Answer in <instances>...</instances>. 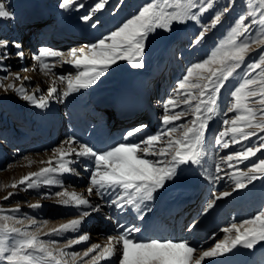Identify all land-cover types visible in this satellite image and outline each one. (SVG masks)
<instances>
[{
    "label": "snow or ice",
    "instance_id": "6c2138e0",
    "mask_svg": "<svg viewBox=\"0 0 264 264\" xmlns=\"http://www.w3.org/2000/svg\"><path fill=\"white\" fill-rule=\"evenodd\" d=\"M109 2L110 0H95L80 17L81 20L90 23L96 13L106 9ZM231 6H225L207 24H202L191 43L201 44ZM85 7L84 0H60L59 3L62 10L75 8L79 11ZM213 7L214 0H147L136 12L95 43L72 48L66 54L48 47L39 48L32 59L45 77H53L46 94L36 95L41 92L39 85L31 94L23 84L16 86L0 82V88L14 91L34 107L45 109L53 99L62 102L69 95L97 84L119 61H127L133 69L143 68L146 42L152 33L157 30L171 31L173 24H184L187 21L200 23L201 17ZM13 16L6 0H0V20H9ZM98 24L99 20H96L91 23V27L96 28ZM254 28L258 29L257 37L250 35ZM253 44L261 49L260 53L257 59L247 64L242 82L230 92L227 112L233 115L230 119L223 120L224 130L219 133L215 142L228 149L230 144H241L258 137V145L252 144L232 152L222 157L220 163L226 164L230 169L236 168L235 172L228 173L234 185L232 191L264 179V158L252 163L246 170L238 168V165L264 150V0H247L246 13L235 20L227 37L205 59L186 69L173 95L164 103V114L161 117L164 130L135 141L132 138L147 127L140 124L124 134V142L106 151L94 150L69 137L51 150L47 160L39 161L45 166L4 186L13 189L0 198L4 200L16 195L18 190L28 191L41 186L59 187L60 191L43 193L42 198L55 196L58 204L76 208L78 215L47 232H42V228L37 227L35 219L0 215V264H77V261L79 264H103L114 259H118V264H204L206 259L223 256L237 247L252 249L264 243V209L249 219L230 223L222 229L223 239L207 249L198 250L187 241L134 238V234L140 233L141 229L136 225L125 226L118 219L115 234L108 235L103 244L92 243L83 253L68 252L67 249L88 242L90 235L87 233L77 235L62 246L41 238L42 235L79 232L90 215L102 210L100 203L93 204V195L105 205L114 206L118 212L131 209L140 213L147 202L154 199V194L177 177L181 165H201L206 154V132L210 121L219 111L220 92L226 82L237 74V70L245 65L246 59L254 51ZM10 47L17 51L13 54L9 51ZM20 49L18 42L0 39V71L6 70L3 67L4 61L11 59L13 55L20 60L24 59V52ZM56 58L61 66L71 65L75 73L56 75L53 72L56 63H49ZM10 75L13 79H21L18 73ZM5 79L8 77H0V81ZM29 79L23 77V80ZM57 84L65 87L60 89ZM181 105L185 106V110L175 111ZM188 115L191 119L187 123L176 124ZM225 137L229 139L224 140ZM153 156L157 159L150 158ZM25 160L28 161V166L33 163L28 157ZM82 160L85 161L83 171L89 173L85 191H70L63 177H79L80 173L74 165ZM220 163L216 164V176L206 171L207 180L218 182L221 179L219 173L223 169ZM231 194L230 191L212 193L203 213L207 214L218 200ZM41 206L39 202L29 205L32 208ZM10 211L19 212V207ZM3 212L4 209H0V213ZM138 218L142 220L144 217L140 215ZM42 226L46 227L47 221H43ZM30 227L35 230L29 231ZM67 257L71 259H66Z\"/></svg>",
    "mask_w": 264,
    "mask_h": 264
},
{
    "label": "bare ground",
    "instance_id": "6f19581e",
    "mask_svg": "<svg viewBox=\"0 0 264 264\" xmlns=\"http://www.w3.org/2000/svg\"><path fill=\"white\" fill-rule=\"evenodd\" d=\"M18 1L19 0H9V2H7L8 6L12 8L14 16L12 19L8 20L9 22H6L7 20H2V26L9 40H14L21 45L20 50L24 52V59H19L18 62L21 65V70L16 71L12 68L8 73L7 80L9 81L8 83H13L16 86L23 84V86L27 88L31 83H34L35 88L39 85L40 89L47 90L53 77L51 75L45 77L39 71L38 65H36L33 59L29 58L26 60L25 55L31 57L37 54L35 51L38 52L39 48H51L52 45L58 47L67 46L70 48L73 46L72 43H74V48H80L84 45L91 44L97 37L94 28L91 27V23H95L96 18H101L103 12L107 11V9L96 13L94 19L90 23H85L80 17L86 13L85 11L89 7V2L92 0H84L86 7L79 11L75 8L69 11L62 10L54 2L55 0ZM113 1L114 0H110L109 4L111 5ZM118 19L120 20L121 18L118 17ZM102 22L106 23L105 20ZM156 40H152L153 45L151 50L157 52V57L159 58L153 65L148 62L150 57L147 58L145 56L144 67L140 69H133L128 63L124 65L125 69L121 68V70L113 66L107 78L98 81L97 84L85 90V92L82 90L84 92L83 95L77 100L78 103H76V106L73 107L74 109L72 112H74V121L72 125H68L66 132H68L69 135L66 137V140L69 137H73L78 143H85L94 150H98L101 147L110 148L120 142H124V134L131 128L140 124H144L147 127L144 131L132 138L135 141H139L140 138L142 139L148 135L154 128L157 129V131L164 130L161 117L164 113V103L167 100L165 102L161 101L160 95H162V91H165L167 86H169L179 74L181 54L175 59L173 57V52L175 50L184 52L185 49L181 35H178L177 42L165 43L161 48L158 47L159 42ZM24 42H27V45H24ZM12 51L14 54L17 49L12 48ZM13 57L15 56L13 55ZM13 57L8 60L9 64H14V62H12L15 61L12 60ZM49 63H54V61L50 60ZM25 69H27V71H25ZM170 72L172 73L171 75ZM10 73H18L21 79H13ZM23 77H29L30 79L23 80ZM154 79H156L155 85L157 86L158 93H156L158 95L155 93ZM111 84L112 86H110ZM59 85L60 84H57V87ZM107 90H109L108 93H106ZM12 92L14 91L10 90L7 96H4L6 98L4 102L9 104V98ZM92 95H95L97 100L94 106L89 107V99ZM65 113H63L62 118L61 113L56 112L55 114L54 112H50V119L53 121L51 137L55 136L57 125H61L64 131L63 124L65 118L68 117V114ZM64 114L66 117H64ZM91 119L96 122L97 128H100V131L105 134H99V136L93 138V134L89 133L87 127ZM49 121L51 122V120ZM28 122L27 126L29 131L27 135L22 136L24 138L16 136L17 134L15 133H11L5 135L4 139L0 141V150H3V146L10 145L6 140L12 138L13 143L20 139H25L23 142L19 141V144L22 143L20 144L21 147H18L19 149L13 150L17 152V154L14 153L15 161L13 162L18 169L21 167L18 166L19 164L23 165L24 169L28 167L38 169L45 166L41 165L39 161L47 160L51 155L44 154L49 151L44 153L40 152V150L44 149L43 147L47 145L45 138L47 140H52L51 137H48L47 133L48 131L50 132V125L47 126L48 124H45V122L34 119ZM3 130L4 129L0 128V133L3 134ZM66 140L61 138V142ZM257 142L258 137H253L249 141L238 144L237 149L240 150L243 147L257 144ZM232 149L234 148L232 147ZM19 150L26 151L27 153L24 154L23 157H20L18 154L20 153ZM208 151H210V149ZM25 157L33 161L31 166H28V161L25 160ZM260 158H264V150L258 152L257 155L252 157L249 161H245L243 164L238 165V168L246 170L252 163L258 162ZM83 164L84 161L82 160L80 163L74 165L76 171L80 173L79 177L75 175L65 176L67 181L69 180V182L77 185L76 188L79 192H83L82 190L85 191L84 184L87 179V173L83 171ZM220 166L223 171H227L228 173L231 170L226 164L220 163ZM203 181L202 184L195 187H191L183 182H181L180 185L179 183L178 185H170L172 188L169 187V189H167L168 192L164 201H162L163 203L146 215L137 213L131 209H125L123 213L117 210V212L112 215V207L105 205L102 200L93 195L91 197L93 204L100 203L102 205V210L90 215L79 232H67L52 236L42 235L41 238L54 241L57 245L62 246L77 235L87 233L90 235V240L88 242L77 244L67 249L68 252L83 253L92 243L99 242L103 244L108 235L115 234L117 228L116 220L118 219L119 222L125 226L136 225L140 227L142 225L141 232L134 234L135 238H138V236L146 238L156 235L157 237L168 235L170 238H177L184 235L188 243L195 246L198 250L207 249L218 242V240L223 239L224 234L222 235L220 232L230 223H233L232 221L235 220V223H239L243 221L242 218L249 219L255 215V212L259 210L258 208L260 206L264 209V179H259L248 184L242 189L244 190L243 194L241 193V189L232 191L234 187L232 181L225 179L216 183L217 187H221H219L220 191H215V193L230 191L232 194L218 200L216 205L207 214H204L203 208L206 206L207 201L202 205V193L209 184V181H207L205 177ZM250 191L256 192L254 201L252 202H250L245 195L246 192ZM259 202H261V205ZM40 204L42 206L39 208L21 205V208H19L20 211L15 217L17 219H25L26 217L35 219L37 221V227H41L42 232H47L49 229L78 215V210L73 207L61 205L51 208L47 207L45 203ZM26 210H29L33 214L26 213ZM251 211L252 213L250 215L249 212ZM140 215L144 217L142 220L138 218ZM194 215H196V218H193V224L189 225L191 227L187 228L185 231L187 221ZM43 221H47L46 227L42 226ZM220 221L226 224L218 226V222ZM28 230L34 231L35 229L30 227ZM219 234L222 235V237H218ZM66 259L70 260L71 258L67 257ZM77 264H79V261H77ZM103 264H118V259H114V261H105ZM204 264H264V243H260L252 249L237 247L232 252L226 253L223 256L206 259Z\"/></svg>",
    "mask_w": 264,
    "mask_h": 264
},
{
    "label": "rangeland",
    "instance_id": "374dc122",
    "mask_svg": "<svg viewBox=\"0 0 264 264\" xmlns=\"http://www.w3.org/2000/svg\"><path fill=\"white\" fill-rule=\"evenodd\" d=\"M7 2H9V0H6V3ZM54 2L59 7L60 0H55ZM94 2H95V0L90 1L89 7ZM146 2H147V0H114L111 3V5L108 4L109 7L107 5V7H108V8L106 7L107 11L103 12L102 17L96 18V20H99V25L96 28H94L97 37L94 39L95 41L93 40L92 43H95L98 39L103 38L105 35H107L111 30H113L116 26L121 24L122 21H124L126 18L131 16L134 12H136L139 9L140 6H142ZM229 4L232 5L230 7L229 12L224 14L221 22L217 25V27L214 28L213 30H211L207 34L205 40L201 44L193 45L191 43V41H192L193 37L196 34H198L199 30H201L202 24H207L209 22L210 18L212 16H214L217 11H222L223 8L225 6H228ZM8 7L12 10V8L10 6H8ZM70 10H72V9H70ZM65 11H69V10H65ZM87 11H88V9L85 12H87ZM246 11H247V0H214V7L212 9H210L209 12L205 13L201 17L200 23H197L195 21H187L184 24H173L171 31L166 32L163 30H157L155 33H152L150 35L149 39L146 42L147 47H146L145 56L147 58L150 57L148 62H150L152 65L159 58V57H157L158 56L157 52H154L153 50H151V47L153 45L152 42L154 40L157 39L156 41L159 42L158 47L161 48V47H163V45L165 43L168 44V43H172V42L173 43L177 42L178 35H181L182 39H183V43H184V49H185L184 52L179 51V50H175L173 52L174 53L173 57L175 59H177L179 57V54H181V57H180L181 66L179 69V74L176 76V79L174 81H172L169 86H167L165 91H162L163 93H162V95H160L161 101L165 102L166 100L169 99L170 96L173 95L174 90L176 89L178 82L183 78V75L185 74L186 69L189 66H191L192 64L200 62L203 59H205L211 53V51L227 37V34H228L230 28L234 25L235 20L241 14H245ZM118 17H120L121 19L119 20ZM102 19L105 20L106 23L102 22L103 21ZM16 20H17V18H16ZM6 22H9V21L7 20ZM4 30L5 29L2 26V20H0V39H8L9 40V37H7L5 35ZM257 34H258V29L254 28L253 32L250 35L252 37H257ZM72 44H73V46L70 48H74V43H72ZM72 44H70V45H72ZM147 44H149V45H147ZM24 45H27V42H24ZM252 47H253L254 51H252V53L246 59L245 65H243L241 67V69L237 70V74L226 82L224 88L220 92V95H219V111H218L217 115L214 116L213 119L210 121L208 130L206 132L205 145H204L206 154L202 160L201 165H191V164L181 165L178 168L177 177L174 180L169 181L163 189H161L159 192L154 194V199L150 202H147V206L140 212L141 214L146 215V214L152 212L157 206L162 204L163 203L162 201H164L166 194L168 192L167 189H169L170 185H172V184L178 185V183L180 185L181 182H183V183L188 184L191 187L199 186L200 184H202L204 182L203 179L205 177L204 174L206 171H210L213 176H216L217 175V173L215 172L216 164L221 162V158L226 156V155H229L232 152L238 151V149H237L238 144H236L234 146H232L230 144V147L228 149H224L220 145H217L215 141H216V138L219 135V133L224 130L223 120L226 118L230 119L233 115V113L227 112L228 103L231 99L230 92L232 90H234V88L236 86H238V84L240 82H242V79L245 76V72L247 71V67H246L247 64H249L253 60L257 59V57L260 53L261 49L257 48V46L255 44H253ZM70 48H68L67 46L66 47H58L56 45L51 46V49L56 50V51H60L63 53H65V52L67 53L70 50ZM9 51L13 53L12 48H10ZM35 53H38V52L35 51ZM25 57H26V60H28L29 58H32L33 56L30 57L29 55L28 56L25 55ZM8 60L4 61L3 67L6 70L0 71V77H5V76L7 77L8 73L11 71L12 68L16 71L21 70V65L18 63L19 62L18 58L13 57L12 60H15V61H12V62H14V64H9ZM57 60H58V58L53 59L54 63H56V67L53 69V72L56 75H61V74L67 75L69 73H73V74L75 73V69L71 65L63 64L61 66L57 62ZM15 62H17V63H15ZM126 63H127V61H119L114 66L121 70V68H124V65ZM110 71L111 70H109L107 72L108 74L106 73L103 77H101L100 80H104L105 78H107V76L110 75ZM171 74L172 73L170 72V75ZM0 82L7 85L9 81L7 79H5V80L0 81ZM153 83L155 86V93H156L157 92V86L155 85L156 79H154ZM110 86H112V84ZM64 87L65 86L62 84H60L58 86V88H60V89H63ZM158 87H159V85H158ZM90 88H88V89H90ZM34 89H35L34 83H31L29 85V87L26 88V90L30 94L33 92ZM82 90L85 92V90H87V89H82ZM82 90L69 95L67 98H64L62 100V102L59 99H53L49 103L47 108L41 110V109H38L36 107H33L32 104L21 99L14 92H12L10 94L9 104L4 102V100L6 99L4 96H7V93H9L10 90L5 91L3 88H0V128L4 129L3 134L0 133V141H2L4 139L5 135L11 134V133H15V134H17L16 136H18L20 138H24L22 136L27 135V133L29 131L27 124L29 123L28 121H30L31 119L45 122V124H48L47 126L50 125L49 126V127H51L50 132L49 131L47 132L48 137L50 138L52 136L51 134H52V129H53V126H52L53 121H52V119H50V112H54L55 114H56V112L57 113L59 112V113H61V115H62L61 117L63 118V113H65V111H66V113L68 114V117H67L68 119L65 118V121L63 124L64 131H63V128L61 127V125H57L55 136L51 137L52 140H49V139L47 140L45 138L47 145L43 147L44 149L40 150V152H43V153L46 151H49V152H46L44 154H47V155L51 154V150L53 148H55V147L59 146L61 143H63V142H61V138H63V140H66V137L69 135V133L66 131L68 129V125L73 124V121H74L73 120L74 112H72L74 109L73 107L76 106V103H78L77 100L83 95L84 92ZM108 92H109V90L106 91V93H108ZM46 93H47L46 89H41V92L36 93V95L39 96L41 94H46ZM92 96L89 99V107L94 106L96 103V100H97L96 99L97 97L95 95H92ZM73 98H76V99H73ZM60 108H61V110H60ZM184 110H185L184 105H181L179 108L175 109V111H184ZM65 114H64V117H66ZM190 119H191V116L188 115V116L184 117L181 121H177L176 124L187 123V121ZM49 120H51V122ZM67 120H68V122H67ZM88 124H89V125H87L88 131H89V133L93 134V138H95L96 136H99V134H105L104 132L100 131V128H97L98 126L96 125V122H94L92 119L90 120V122ZM162 126L165 127L163 124H162ZM58 130H60V131H58ZM156 132H157V129L154 128V129H152V131H150L149 134H154ZM223 139L228 140L229 138L225 137ZM24 140L25 139H20L19 141L23 142ZM6 141H8V144H10V145L3 146V150H0V198L7 195L8 191H13V189H11L10 187H4L5 185H9L13 181L19 180L23 175H26L29 172L37 171L39 169V168L34 169V168H29V167L27 169H24L23 165H20V164L18 166H21V167L19 169L16 168V165H14L13 161H15L14 153L17 154V152H14L13 150L19 149L18 147L22 143L19 144V141L12 143V138L9 140H6ZM258 143H259V140L257 142V145H258ZM96 144H97V142H96ZM231 146L234 149H232ZM108 149H109V147H107V148L101 147L97 151H106ZM209 149H210V151H208ZM228 150H229V153H228ZM19 152L20 153H18V154L20 157H23L24 154L27 153L26 151H23V150H19ZM28 152H31V151H28ZM150 158L151 159H157L154 156L150 157ZM84 163H85V161H84ZM235 171H236V168H232L229 171V173L235 172ZM86 175L88 178L89 173H87ZM219 176L221 177V179L218 181V183L221 182L222 180H225V179H228L231 181L227 171L220 172ZM63 180L65 182V185L68 186L70 191L74 190V191L79 192L76 188L77 185H75L72 182H69V180L67 181L65 176L63 177ZM207 181H209V180H207ZM216 183H217L216 181H209V184L207 185L206 189H204V191L202 193L203 194V198L201 201L202 205L206 201L211 199L212 193H215V191H220L219 187H221V186L217 187ZM86 185H87V179L85 181L84 186L86 187ZM170 188H172V187H170ZM60 190L61 189L59 187H47V186H41L39 189H31L28 191H19L18 190L16 195L10 197L7 200L0 199V209H4V212L0 213V215H11V214H13V216H16V215H18L17 213H19V212H11L10 211L11 209L16 208L17 206L19 208H21V205L29 206L30 204H34L37 202L45 203V205L47 207H51V208L59 207L61 205L56 202L55 196H50V198L45 199V198H42V194L43 193H55L56 191H60ZM82 191L84 192V190H82ZM243 191L244 190L241 189L242 194H243ZM255 193H256L255 191H250V192L245 193L246 197L250 200V202L254 201ZM157 201H158V203H157ZM259 204L261 205V202H259ZM258 209L261 210L262 206H260ZM26 211H27L26 213H28V214H31V215L33 214L29 210H26ZM116 212H117V209L113 206L111 214L113 215ZM257 212H255V214ZM251 213H252V211L249 212L250 215H251ZM193 218H196V215L192 216L189 219V221H187V223L185 225V227H186L185 231L187 228L191 227L189 225L193 224V220H194ZM245 219L246 218H242V220H245ZM234 221H232V222H234ZM218 224H219L218 226H221V225H225L226 223H223V221H220V222H218ZM139 228L142 230V225ZM220 234L223 235L224 233H222V231H221ZM220 234L218 235V237H222V235H220ZM185 237L186 236L183 235V236L177 237V238L176 237L170 238V237H168V235H164L162 237H157V235H156V236H150V237H146V238H141L140 236H138L137 239L157 238V239H161V240L171 239L174 241H187Z\"/></svg>",
    "mask_w": 264,
    "mask_h": 264
}]
</instances>
